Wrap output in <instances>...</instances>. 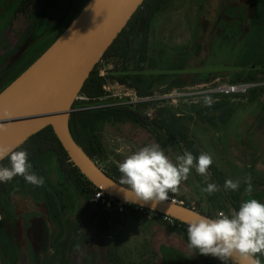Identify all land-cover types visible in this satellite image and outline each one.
<instances>
[{"label":"rangeland","instance_id":"374dc122","mask_svg":"<svg viewBox=\"0 0 264 264\" xmlns=\"http://www.w3.org/2000/svg\"><path fill=\"white\" fill-rule=\"evenodd\" d=\"M166 1L154 19L160 18L158 35L152 23L144 67L158 78L153 94L145 97L154 99L145 112L150 126L131 120L100 122L103 150L91 161L114 182L121 176L118 164L152 143L175 162L187 149L166 136L159 120L161 114L176 115L189 126L190 141L200 152L210 153L214 163L207 177L192 169L175 198L215 214L202 188L239 179L240 203L252 198L264 203V0ZM76 9L71 0H0V74L26 56L41 57ZM116 66H99L103 100L131 102L138 97L136 91L108 75ZM223 84L251 88L226 98L215 93ZM78 96V101L86 99ZM206 97L228 104L213 113L204 103ZM41 169L61 193L59 201L51 191L60 221L50 218L43 195L16 191L10 198L13 244L0 264H108L110 257L118 264H217L214 257L190 248L185 234L164 222L144 217L135 221L125 209L108 211L91 202L92 196H80L60 173L55 155H47ZM245 177H251L250 195ZM228 191L233 196L235 191Z\"/></svg>","mask_w":264,"mask_h":264},{"label":"trees","instance_id":"16d2710c","mask_svg":"<svg viewBox=\"0 0 264 264\" xmlns=\"http://www.w3.org/2000/svg\"><path fill=\"white\" fill-rule=\"evenodd\" d=\"M90 1L91 0H71V3L76 4V12L69 23L61 29L57 38L69 28ZM166 4V0H145L142 3L137 12L128 22L127 26L103 55L101 61L95 66L90 77L85 82L80 95H85L86 100H76L73 104V112L69 118L70 134L90 160H94L103 150L97 132V126L100 122H107L109 120H131L141 126H150L147 114L145 113L150 105L149 102L129 104L120 100L110 103L103 100L104 80L100 77L99 66L102 62H105L107 65L118 63L119 66L110 70L108 75L116 79L122 85H128L129 88L134 89L139 98L151 96L158 78L153 77L151 73L144 68L147 64L146 55L148 51L149 32L157 14L164 9ZM35 57L36 55L26 56V59L23 61H20L17 64L13 63L10 67L2 71L0 74V94L20 75H22L40 56L37 58ZM14 67H16L14 73L10 75L11 77L9 79H7ZM260 67L264 68V65ZM223 97L230 98L231 96ZM226 104H228V102L224 100L214 102L209 106L208 111L215 113ZM160 117V128L164 130L166 136L176 145L185 146L188 152H191L194 156L198 157L200 151L190 141V128L186 121L177 118L176 115L166 117L161 114ZM17 150H26L28 152L29 162L32 164L31 171L42 177L44 179V184L42 186H33L20 176L15 177L12 181L7 183L0 182V212L3 217V220L0 223L1 259L7 258V249L13 244L12 235L14 232L13 227L10 224L12 210L10 198L16 191L20 190L43 195L50 218L56 222L60 221L59 208L51 191L54 190L56 196L60 199L59 201H62L61 193L57 192L54 185L45 177V174L41 169V162L47 155H55L60 173L65 178V181L69 182L80 196L91 197L99 191L70 161L68 154L62 147L51 127H47L38 134L32 136ZM3 163L7 165L8 161L5 160ZM114 179L119 183V177H114ZM219 186L221 190L220 194L208 195L206 193L211 209L216 212L225 211L226 213H229L232 209L238 210L243 188H239L238 191L233 193V196H230L229 191L227 192L224 190L223 185L219 184ZM175 195L176 192L169 194L172 198H175ZM184 205L202 213L203 215L212 218L214 217V213L210 210L207 213H204L186 203ZM125 210L131 213L132 219L135 221H140V219L143 218V215L136 210V206L127 205ZM178 223L186 226V229L184 230L178 228L175 229L185 234L184 238L189 244L187 238V225L180 222ZM261 259L264 260V257ZM108 264L118 263L116 259L110 257Z\"/></svg>","mask_w":264,"mask_h":264},{"label":"water","instance_id":"95a60500","mask_svg":"<svg viewBox=\"0 0 264 264\" xmlns=\"http://www.w3.org/2000/svg\"><path fill=\"white\" fill-rule=\"evenodd\" d=\"M144 1L91 0L56 42L0 94V145L18 149L51 127L70 161L96 189L188 226L193 217L206 215L169 201L153 208L151 202L135 200L132 192L93 164L69 130L72 107L85 82Z\"/></svg>","mask_w":264,"mask_h":264},{"label":"clouds","instance_id":"9594fccd","mask_svg":"<svg viewBox=\"0 0 264 264\" xmlns=\"http://www.w3.org/2000/svg\"><path fill=\"white\" fill-rule=\"evenodd\" d=\"M204 103L211 106L213 101L206 97ZM5 160L7 165L3 163ZM213 163V156L208 152H200L197 157L188 151L178 155L174 162L159 144L152 143L132 152L118 164L119 183L134 194L135 200L151 202L155 208L160 202L167 201L170 193L178 191L192 169L199 175L210 176ZM31 169L26 150L0 145V182L7 183L20 176L32 185L42 186L44 179ZM243 182L245 192L250 195L253 191L251 177H245ZM240 185L239 179H227L223 188L238 191ZM202 191L212 195L220 191V187L216 183H207ZM187 238L190 248L201 255L212 256L222 264L230 261L264 264L261 259L264 257V203L252 198L241 201L238 210L221 211L214 218L197 215L188 222Z\"/></svg>","mask_w":264,"mask_h":264},{"label":"built area","instance_id":"2783aa9c","mask_svg":"<svg viewBox=\"0 0 264 264\" xmlns=\"http://www.w3.org/2000/svg\"><path fill=\"white\" fill-rule=\"evenodd\" d=\"M103 76H104L103 73L100 74V77H103ZM249 88H251V86H249L247 84L246 85L223 84V85L219 86V88L215 91V93L230 97V96L246 93ZM135 98L136 99L131 100V102H126V103L137 104V103H147V102L154 101V99H150V98H138V97H135ZM81 99L83 100L84 98H81ZM76 100H80V97L78 96ZM167 201H169L173 204H176V205L185 206L184 201L178 200L176 198H172L170 196H169V199ZM91 202H94L98 205H101L105 210H108V211L116 210L120 213L124 211V209L126 208L127 205H129V204L123 203L122 201H119V200L111 197L108 194H105L101 190H99V192H96L95 194L92 195ZM136 210L139 211L143 215L144 218H147L149 220L161 221V222H164V223L170 225L173 228H178V229H182V230L186 229V226L179 224L178 221L172 219L169 216L161 215L157 212L149 211V210L143 209L141 207H137V206H136ZM219 212H221V211L215 212V214H213V216L215 217ZM223 212H225V211H223ZM1 221H2V214L0 213V222ZM215 261L217 264H222V262L216 258H215Z\"/></svg>","mask_w":264,"mask_h":264},{"label":"crops","instance_id":"0c3cea01","mask_svg":"<svg viewBox=\"0 0 264 264\" xmlns=\"http://www.w3.org/2000/svg\"><path fill=\"white\" fill-rule=\"evenodd\" d=\"M157 19H158V20H156V21L154 20V21H155V25H154V26H155V29H156V34H155V35H158V34H159L158 29L161 27V26H160V22H159L160 18L158 17ZM154 21H153V22H154ZM155 37H156V36H155Z\"/></svg>","mask_w":264,"mask_h":264},{"label":"bare ground","instance_id":"6f19581e","mask_svg":"<svg viewBox=\"0 0 264 264\" xmlns=\"http://www.w3.org/2000/svg\"><path fill=\"white\" fill-rule=\"evenodd\" d=\"M235 262V261H234ZM236 263V262H235Z\"/></svg>","mask_w":264,"mask_h":264}]
</instances>
